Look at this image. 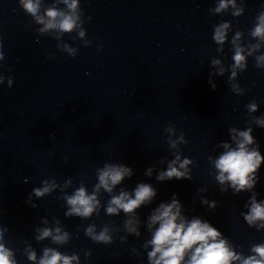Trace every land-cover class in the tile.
<instances>
[{"label":"clouds","instance_id":"clouds-1","mask_svg":"<svg viewBox=\"0 0 264 264\" xmlns=\"http://www.w3.org/2000/svg\"><path fill=\"white\" fill-rule=\"evenodd\" d=\"M18 3L32 21L39 25L35 29L37 42L40 36H51L57 41V49L71 57L77 55L78 48L63 40L66 34L73 40H82L85 47L91 45L84 24L92 18L85 17L80 7V0H52L48 6H45L44 0H18ZM209 12L211 15H223L230 12L231 16L240 17L245 12L244 0L239 2L238 0H216L215 7L209 9ZM231 31V21H222L214 26L213 40L218 46L217 53L223 55L224 45L229 42ZM247 35L249 37L247 42L244 40L245 33L239 29L232 35L230 50L233 55L230 65L225 66L222 59L217 57L211 59L210 63L214 71L209 74L208 82L213 90L217 87L213 77H223L226 72H230L227 83L232 92L237 96L243 95L247 89L241 87L238 77L247 70L249 57L254 59V66L257 69H264V51H262L264 49V10L256 15ZM2 48L3 44L0 42V61L5 59ZM4 81L5 76L0 73V84ZM12 84L13 78L7 77V86L11 87ZM245 107L248 116L245 129L229 128L230 142L221 141L216 147L223 151L216 157L209 156L208 161L210 168L213 169L211 174L221 192L231 189L234 194L251 193L245 204L247 211L242 212L241 215L249 227L261 231L264 230V200L257 199L255 187L260 179L259 170L264 164V155L261 154L259 144L253 135L252 125L264 128V114L254 115L259 110V104L255 99ZM165 132L168 134L167 143L174 158L171 160L167 157L161 158L159 164H166V168L158 169L153 164L145 170L144 175L152 177L153 173H156L155 179L158 182L174 179L191 180L194 161L188 157L182 158L179 148L181 144L188 143L184 133L177 135L175 127L171 125L165 129ZM173 136L175 139L172 138ZM95 173L97 182L93 185L91 192L81 181L79 186L69 194L67 190L72 188L73 180L67 179L61 184L52 177L41 180L39 187L32 188L25 203L32 208H37L38 205L33 202V197L43 198L59 190L61 193L59 199L65 202V217H79L87 220L94 215L99 216L101 209L107 216H119L123 213L125 219L122 227L115 223H104L98 228L96 223H91L84 227V234L96 244L112 245L117 233L123 232L124 235H120L119 240L121 243H127L128 236L141 237L143 225L150 234V238L142 243L143 252L136 247H133L131 251L138 257L146 253L148 264H264V242L252 244L249 254L245 255L242 251H238V246L208 220L201 216L188 218L184 214L183 205L176 193L172 194L170 201L161 202L153 208L146 221L142 222L138 210L153 203L158 196V189L150 183L138 182L131 190L119 187L117 192L118 186L134 176L135 170L132 167L121 162H106L103 167H97ZM207 190V188H201L198 191L204 193ZM104 193H107L110 198L102 204L101 196ZM200 202L208 206L210 210H215L217 206L216 201H210L204 196L200 197ZM7 232V227L0 226V264H18L17 251H21L30 264H81L80 253L68 254L59 250V247L69 244L73 237L69 231L65 230L62 221L57 217H53L51 221L44 217L40 225L34 228L36 234L34 238L38 243L50 240L53 245L59 246H45L41 254H38L28 242H25L22 249L9 247L5 238ZM83 255L85 259L91 257V249L85 250Z\"/></svg>","mask_w":264,"mask_h":264}]
</instances>
